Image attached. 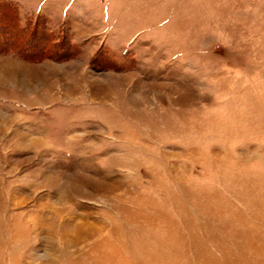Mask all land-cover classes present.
I'll use <instances>...</instances> for the list:
<instances>
[{"label": "rangeland", "instance_id": "obj_1", "mask_svg": "<svg viewBox=\"0 0 264 264\" xmlns=\"http://www.w3.org/2000/svg\"><path fill=\"white\" fill-rule=\"evenodd\" d=\"M0 264H264V0H0Z\"/></svg>", "mask_w": 264, "mask_h": 264}]
</instances>
